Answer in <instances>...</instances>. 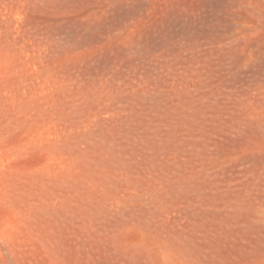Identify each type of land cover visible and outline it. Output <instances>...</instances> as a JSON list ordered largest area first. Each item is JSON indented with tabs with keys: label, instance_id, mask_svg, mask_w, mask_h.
I'll use <instances>...</instances> for the list:
<instances>
[{
	"label": "rangeland",
	"instance_id": "rangeland-1",
	"mask_svg": "<svg viewBox=\"0 0 264 264\" xmlns=\"http://www.w3.org/2000/svg\"><path fill=\"white\" fill-rule=\"evenodd\" d=\"M0 264H264V0H0Z\"/></svg>",
	"mask_w": 264,
	"mask_h": 264
}]
</instances>
